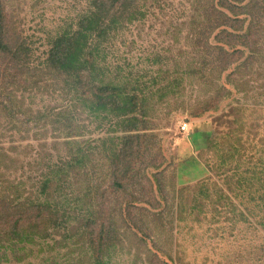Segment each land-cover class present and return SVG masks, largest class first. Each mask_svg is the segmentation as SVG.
Here are the masks:
<instances>
[{
	"label": "rangeland",
	"instance_id": "1",
	"mask_svg": "<svg viewBox=\"0 0 264 264\" xmlns=\"http://www.w3.org/2000/svg\"><path fill=\"white\" fill-rule=\"evenodd\" d=\"M89 2L11 0L10 24L20 43L31 49L25 62L29 68L43 70L51 38L76 23ZM197 10L196 0L148 2L145 18L125 27L107 47L110 78L122 82L132 73L130 78L143 87L147 124L136 130H117L119 119L113 117L112 125L98 128L100 123L87 114L80 115L84 128L76 140L50 124L37 130L22 127L23 120L73 106L60 86L8 87L20 122L12 123L0 109V183L20 190L21 200L36 202L45 199L39 195L42 181L51 179L48 198L59 211L61 226L28 244L0 239V264H94L84 209L90 186L104 178L100 147L112 138L119 152L135 136L149 150L140 154L133 142L141 187L127 193L136 191L134 199L141 200L128 207L126 193L112 189L108 206L115 218L114 208L121 204L122 214L116 218L120 243L108 264H264V230L257 225L260 200L245 190L250 171L263 177L264 53L249 69L233 66L201 79L187 76L184 69L199 57L193 31ZM0 87L7 88L4 83ZM73 141L93 153L86 158L93 167L86 162L78 176L61 164L74 156ZM60 168L64 172L55 176ZM139 221L149 236L136 229Z\"/></svg>",
	"mask_w": 264,
	"mask_h": 264
},
{
	"label": "trees",
	"instance_id": "2",
	"mask_svg": "<svg viewBox=\"0 0 264 264\" xmlns=\"http://www.w3.org/2000/svg\"><path fill=\"white\" fill-rule=\"evenodd\" d=\"M159 1L161 0H90L89 7L78 17L76 23L66 25L60 33L51 38L42 70L29 68L25 63L31 49L25 46V41L20 43L16 27L10 24L14 16V11H10L11 0H0V83L7 86L3 90L0 87L1 111L6 113L12 123L18 122L13 96L10 93L6 94L10 89L8 87L21 83L24 90H37L42 88L41 85L44 83L47 84L45 88L56 89L60 86L59 91L63 98H66L68 104L70 102L73 107L60 112L39 114L38 119L34 117L35 119L23 120L22 127L30 126L37 130L50 124L55 130H61L67 139L76 140L81 137L84 128L80 119V115L83 114L99 122L98 128L105 122L112 125V117L119 119L116 122L117 130L132 131L142 123L146 125L144 122L148 114L146 98L140 97L144 92L143 87L134 82V77L130 78L132 73L122 78V82L115 83L110 78L107 47L125 27L139 23L145 18V7L148 2ZM196 2L200 15L194 23L193 31L194 46L199 57L194 65H188L184 69V74L201 79L206 77L207 72L223 73L233 66H236V70L249 69L262 59L264 0H196ZM211 38L214 43H210ZM243 57L245 59L241 62ZM6 60H9V64L4 65ZM2 66L4 68H1ZM116 70L121 72L120 67ZM207 110L209 108L203 109ZM139 137H128L129 143L124 144L119 152L116 151V143H112V138L103 141L100 147L102 157L105 159L104 178L102 182H95L90 186L92 192L86 196L88 201L86 206L84 205L87 216L85 237L87 236V243L91 247L94 264H108L106 259L110 256L111 250L120 243L116 218L121 216L122 207L121 204L116 205L114 212L117 216L113 218L112 207L108 206L112 198V189L114 192L126 193L129 198L128 207L133 200H141L134 199L136 191L127 193L130 188L137 190L141 187L140 176L135 168L140 159L133 150V142H137ZM72 144L70 150L74 156L61 164L65 169H69L65 172L69 171L78 176L82 169H87L86 162L93 167L86 159L93 153L83 152V147L78 141H73ZM66 145L70 147L69 142ZM136 147L139 148L140 154L149 150L146 143L139 145L137 142ZM62 169L55 171V176L62 174L64 172ZM261 175L263 177H257L254 171H250L245 190H248V194L257 195L260 200L262 216L257 225L264 230V169ZM51 181L49 178L42 181L39 195L45 199L36 202L21 200L23 197L20 190L13 187L8 189L1 184L2 182L0 183V239L6 238L17 244H28L34 239H42L50 229L61 226L59 211L56 205L50 204L48 198ZM106 181L108 184L104 186ZM134 226L147 235V225L143 221L135 223Z\"/></svg>",
	"mask_w": 264,
	"mask_h": 264
},
{
	"label": "built area",
	"instance_id": "3",
	"mask_svg": "<svg viewBox=\"0 0 264 264\" xmlns=\"http://www.w3.org/2000/svg\"><path fill=\"white\" fill-rule=\"evenodd\" d=\"M183 129H185V128H183Z\"/></svg>",
	"mask_w": 264,
	"mask_h": 264
}]
</instances>
